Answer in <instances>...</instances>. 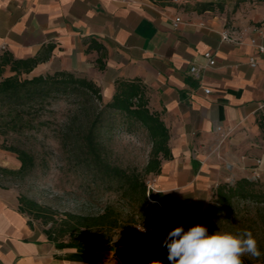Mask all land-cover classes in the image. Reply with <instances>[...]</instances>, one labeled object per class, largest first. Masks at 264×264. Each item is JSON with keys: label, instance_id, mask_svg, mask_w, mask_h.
Listing matches in <instances>:
<instances>
[{"label": "crops", "instance_id": "0c3cea01", "mask_svg": "<svg viewBox=\"0 0 264 264\" xmlns=\"http://www.w3.org/2000/svg\"><path fill=\"white\" fill-rule=\"evenodd\" d=\"M253 37L264 44V10L227 29L156 0H0V57L36 59L31 76L72 72L92 80L106 101L116 80L143 84L150 110L169 130L171 158L151 174L156 191L174 197L192 224L227 175L264 173V53L251 46ZM19 205L15 189L0 187V264L161 261L137 237L99 247L93 261L71 259L75 250L57 248Z\"/></svg>", "mask_w": 264, "mask_h": 264}, {"label": "rangeland", "instance_id": "374dc122", "mask_svg": "<svg viewBox=\"0 0 264 264\" xmlns=\"http://www.w3.org/2000/svg\"><path fill=\"white\" fill-rule=\"evenodd\" d=\"M161 4L174 5L187 15H202L217 18L224 27L231 29L248 23L253 19L255 10H264V0H156ZM211 2L214 9L198 12L201 4ZM9 74V72H6ZM31 75L29 74L28 77ZM22 121L15 129L6 127L7 133L0 134V146L14 145L33 154L35 165L25 174L15 173L20 162L16 154L0 148V187L13 188L18 197L33 200L47 210L46 215L26 214L41 230L51 226L50 212L57 226L67 214L94 216L103 211L106 205H112L119 215L120 226L112 231L114 240L130 235L134 229L137 238H149L156 235L151 243L153 253L162 263L169 264L166 247H162L168 232L151 228L146 233L134 205L127 201L118 190V182L87 165L88 156L81 146L78 132L87 127L91 118V108L82 98L63 94L50 97V102L31 107H21ZM8 110L0 103V120H9ZM97 138L103 158L124 169L142 170L145 166L151 144L147 132L135 123L128 122L123 116L112 113L105 117L97 128ZM17 162V163H13ZM248 172V171H247ZM258 182L257 187L264 188V173L251 170L246 175ZM236 173L226 176L224 183L230 185L240 178ZM145 183L152 185L154 191L156 179L151 174L145 176ZM214 199V190L210 202ZM201 221L193 225H203L209 235L217 231L237 234L250 230L259 249L264 252V201L253 199L235 201L230 210L222 211L211 217L207 223L204 214ZM59 221V223H58ZM88 236L94 229H82ZM66 239L68 237H65ZM253 264H264V256L253 259L245 256Z\"/></svg>", "mask_w": 264, "mask_h": 264}, {"label": "trees", "instance_id": "16d2710c", "mask_svg": "<svg viewBox=\"0 0 264 264\" xmlns=\"http://www.w3.org/2000/svg\"><path fill=\"white\" fill-rule=\"evenodd\" d=\"M214 9L211 2L201 4L198 12ZM100 47V46H99ZM37 60H17L9 54L0 57V103L8 110L9 120L1 122L0 134L7 133L6 126L15 129L22 121L21 107H31L50 102V97L69 94L82 98L91 108V118L85 127L78 132L81 146L88 156L87 165L118 182V190L136 209L144 228L165 230L168 232L182 226L185 231L195 226L186 217L185 212L178 206L174 197L162 191L147 190L145 176L158 174L161 160L171 158L168 145L169 130L160 116L151 111L145 88L139 80H116L115 91L110 100H104L100 87L92 80L76 76L72 72L60 70L47 75H33L28 77ZM9 74H6V67ZM115 113L123 116L128 122L137 124L148 134L151 150L148 160L142 170L124 169L107 162L100 151L97 138V128L103 119ZM0 148L16 154L20 162L14 171L25 174L35 165L34 156L28 150L14 145L1 144ZM6 168L0 166V171ZM258 182L248 177L238 178L234 184H219L214 191V199L205 210L207 223L211 217L232 208L235 201L253 199L264 201V188L257 187ZM19 209L25 214H36L37 217L46 215L47 210L33 200L18 197ZM120 214L112 205H106L102 212L94 216L67 214L60 220H54L50 212L51 226L44 232L56 244L57 248H71L75 251L68 256L75 260L93 261V252L103 245L127 243L138 233L133 229L130 235L114 240L112 231L120 226ZM82 229H94L93 235H86ZM65 237H68L67 239ZM156 235L151 234L140 244V248L156 241ZM244 264H253L243 257Z\"/></svg>", "mask_w": 264, "mask_h": 264}, {"label": "clouds", "instance_id": "9594fccd", "mask_svg": "<svg viewBox=\"0 0 264 264\" xmlns=\"http://www.w3.org/2000/svg\"><path fill=\"white\" fill-rule=\"evenodd\" d=\"M162 247L167 248L169 264H244L245 256L253 259L264 256L250 230L237 234L217 231L209 235L203 225L187 231L182 226L176 227L167 234Z\"/></svg>", "mask_w": 264, "mask_h": 264}, {"label": "built area", "instance_id": "2783aa9c", "mask_svg": "<svg viewBox=\"0 0 264 264\" xmlns=\"http://www.w3.org/2000/svg\"><path fill=\"white\" fill-rule=\"evenodd\" d=\"M180 20H181L180 17H179V16H176V18H175V23L180 22ZM222 36H223L224 38H226L227 40H235L232 36H230V34H229L227 31H224V32L222 33ZM250 44H251V46H253V47L255 48V50H256L258 53H264V44H263L262 42L258 41L257 38H255V37L251 38V39H250ZM204 57L207 59V62H208L209 65L214 64L215 60H214L212 54H211L209 51H207V52L204 53ZM250 64H251L252 66H256V61H255V58H254V57H250ZM191 72H193V73H195V74L197 73V69H196L195 66H192V67H191ZM210 91H211V90H210V88H208V87H204V88H203V92L206 93V94L210 93ZM146 186H147V185H146ZM147 190H148V191H149V190H154V188L152 187V185L148 184V186H147ZM138 229H139L140 231L144 232V233H146V231H147L145 228L140 227L139 225H138Z\"/></svg>", "mask_w": 264, "mask_h": 264}]
</instances>
